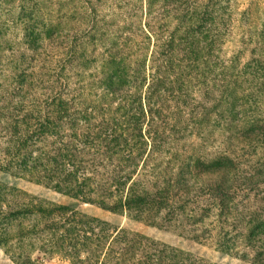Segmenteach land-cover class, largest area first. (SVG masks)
<instances>
[{"label":"trees","instance_id":"obj_1","mask_svg":"<svg viewBox=\"0 0 264 264\" xmlns=\"http://www.w3.org/2000/svg\"><path fill=\"white\" fill-rule=\"evenodd\" d=\"M217 1L132 0L125 20H105L91 0H0L16 5L21 30L20 49L0 56V264H40L34 251L70 264H218L80 204L173 221L222 255L264 264V26L248 55L223 59L207 35ZM154 2L163 19L182 15L166 34L155 16L137 17Z\"/></svg>","mask_w":264,"mask_h":264},{"label":"rangeland","instance_id":"obj_2","mask_svg":"<svg viewBox=\"0 0 264 264\" xmlns=\"http://www.w3.org/2000/svg\"><path fill=\"white\" fill-rule=\"evenodd\" d=\"M132 0H91L95 6L96 17L111 19H126L125 10L127 11ZM81 2L78 4L80 5ZM221 18L218 20L219 27L216 31H207L209 37H219L218 47L216 51L225 59L231 55L241 54L243 58L250 53L253 48L252 44H248L249 39L259 38V33L263 31L264 26V0H218ZM82 4V3H81ZM158 2H154L151 7L145 4L139 9L138 19L141 24L151 21L149 17L155 16L152 22L158 21L156 26L162 22L167 26H159L160 31L166 34L168 29H172L178 24V18L182 20L180 13L176 12L173 15L166 16L157 15L160 9L157 7ZM18 9L16 5L10 6L0 5V56L9 55L10 51L20 49L21 30L17 22ZM182 14V13H181ZM164 15H168L165 13ZM186 15V14H184ZM188 17V16H187ZM184 19V18H183ZM186 19V18H185ZM144 31L148 33L145 29ZM264 32V31H263ZM179 34L180 32H173ZM43 57L47 60L48 65H52L50 58L53 57L54 52H44ZM243 60V59H241ZM179 143L173 146L188 148L187 143ZM17 186L27 193L45 200L47 202L55 203L57 205H72L73 201L66 197L45 189L44 187L25 183L23 181L17 182ZM79 213L85 214L89 217H96L108 222L113 226L126 228L131 231H136L150 239L162 242L166 245L176 247L183 251H187L196 257L204 258L207 261L218 264H249L243 262L236 257L229 255H222L215 251L213 247L200 239H192L180 232V229L175 227L173 221L163 227L149 226L142 222L130 219L126 215H117L105 212L93 205L80 204L77 207ZM2 252H0V256ZM32 257L38 259L40 264H70L68 261L53 255L52 257L44 256L42 253L34 251Z\"/></svg>","mask_w":264,"mask_h":264}]
</instances>
